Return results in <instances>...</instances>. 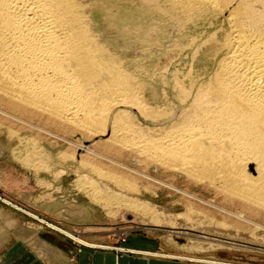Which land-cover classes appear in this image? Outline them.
<instances>
[{
    "label": "bare ground",
    "instance_id": "bare-ground-1",
    "mask_svg": "<svg viewBox=\"0 0 264 264\" xmlns=\"http://www.w3.org/2000/svg\"><path fill=\"white\" fill-rule=\"evenodd\" d=\"M141 1L150 8L154 5L162 15L176 18L174 23L179 22L183 28L186 25H211L213 22L214 28L202 44L210 50L212 69L205 74L191 69L182 79L179 77L174 81L173 90L181 109L179 114L178 111L163 112L159 107H147L149 105L141 97L143 84H133L132 73L131 76L128 72L124 73L120 68L123 64L119 66L110 55L111 50L103 45V41L100 42L98 35L91 29L88 13L90 7L81 0H0L1 106L9 109V114L11 111L20 114L19 116L36 114L47 118L51 125L65 124L73 127L96 137L97 140L92 141V145L105 141L99 145L104 152L100 151L102 155L95 151L97 149H93L94 146H84L78 141L82 151L89 154V157L95 155L101 158H98L100 162H93L87 156V160L76 157L79 166L82 165L83 169L87 168L90 174L101 179L97 181L91 175L79 178L81 183L78 186L93 201L96 200L95 203L98 201L104 207L116 205L117 209L124 208L144 216L149 212H157L149 201L137 199V196L136 199L127 198V194L125 198V192L118 196L117 191L108 188L111 182H115V189L136 192L138 183H135L143 180H137L138 174L144 176V180L147 178L151 182L156 181L151 175L137 170L139 168L129 167L122 161L107 156L120 150L130 151L131 154L142 157L144 162L165 169L170 179L175 181L176 178L185 177L188 182L201 185L205 192L220 197V201L213 197L216 201L239 210L236 213L225 208L229 205H213L215 200L208 199L212 201L209 202L206 200L208 197L205 199L206 196L203 197L201 193L195 194L191 187L183 190L173 180L169 183L161 182L163 187L171 191L170 195L173 192L181 196L184 202L186 200L187 214H207L204 207L214 206L217 214L221 212L235 221L241 220L242 222L238 221L240 223L247 221L249 225L253 222L245 218L244 213L249 216L264 213V0ZM217 21H222L219 26H215ZM196 56L197 54L193 56L194 59H197ZM134 110L144 115V118H150L157 127L137 125L134 121L137 116L134 115L133 118L131 115ZM32 140L31 143L35 145L37 139L36 142ZM63 152L60 154L64 157V162L65 158H75V154L73 156ZM43 154L46 155L45 151ZM127 154L129 153L125 155ZM136 156L133 157L137 158ZM41 158L42 161L45 156ZM37 160L34 163L38 162L40 166V160ZM30 162L27 164H31ZM135 163L134 166L137 164ZM128 164L131 165L130 162ZM146 166V169L141 168L148 172L147 167L150 166ZM119 167L128 169L130 173H126L125 169L120 173L122 170L119 171ZM144 170L142 169L143 172ZM132 172L137 174L136 182L134 177V182L130 181ZM160 179L163 180L161 176ZM109 181L111 182L108 184ZM154 183L149 184L153 186ZM160 184L159 187L162 188ZM170 201L171 199L169 203ZM254 225L258 226L256 223ZM78 241L87 244L80 239ZM156 256L183 259L163 254Z\"/></svg>",
    "mask_w": 264,
    "mask_h": 264
},
{
    "label": "rangeland",
    "instance_id": "rangeland-1",
    "mask_svg": "<svg viewBox=\"0 0 264 264\" xmlns=\"http://www.w3.org/2000/svg\"><path fill=\"white\" fill-rule=\"evenodd\" d=\"M81 1L90 7L88 13L90 22L92 23L91 29L98 35L100 42L103 41V45H106L109 51L111 50L110 55L117 61L119 66L123 64L120 68L123 72L125 71L124 73L127 74L128 72V75L132 73L131 79L133 80V84H138L139 82L143 84L141 97L143 102L149 105L147 107L153 109H158L159 107L160 111L166 110V112L170 110H172L171 112L178 111L177 114H179L181 109L180 106L178 107L179 102L173 90L174 81L179 77L182 79L191 69L196 73L200 72L204 74L212 69L213 62L210 57V50L208 47H205L206 45L202 44L212 32L214 28L213 22L211 25L209 23L197 27L186 25L183 28L179 22L174 23L177 20L176 18L171 19L170 14V17L162 15V13H159L161 11L154 5V7L151 6L150 8L149 5H144L141 0ZM221 22H215V26H219ZM193 40L197 42L195 41L193 44ZM196 54L197 59H194L193 56ZM0 107L2 108L0 109V115L2 114L0 117V245L2 246V251L6 252L7 257H19L23 260L33 258L34 262L38 264H75L77 257L83 250L95 249L114 251L120 255L127 254L141 257L148 256L149 253L155 254L152 257H159L156 255L163 254L183 258L180 259L182 261L200 264H264V228L262 229L264 227V213L256 216L250 215L251 217L249 214L244 213V215L246 214L245 218L253 222L249 223V225L247 221L240 223L242 222L241 220L235 221L233 220L234 218L228 215L226 217L220 211L224 217L220 216V213L218 215L216 213L218 211H216L214 206H209L212 208L211 210L209 209L210 212L208 209L206 210L209 207H204L205 213H211L208 215L204 213L197 214V212L187 214L185 211L187 208L186 200L184 202L181 196L173 194V192L170 195L171 191H168L161 183H169L173 180L168 177V172L165 169L155 164L144 162L142 157L131 154L130 151L122 150L115 154L104 155L122 161V163L129 167L139 168L137 170H141L142 173L149 174V176L151 175L153 179L156 178V181L151 182L147 178L144 180V176L142 177L132 172L130 174L131 178L129 176L131 182H136L137 176V180L143 179L135 183H138L136 192L140 191L139 193H136L135 190L115 189L117 184L111 181L108 184L111 182L109 185L114 189H111L112 187L110 188L109 185L108 188L112 191H117L118 196L125 192L123 194L125 198L128 195L127 198L136 199L135 196H137V199L149 201L157 212H149L144 216L124 208L117 209L115 204H113L115 206L104 207L97 203L98 201L95 203L96 200L93 201V198L78 186L81 183L79 178L82 175H91L90 177L93 179L95 178L97 181L101 180L98 176L90 174L87 168L83 169L82 165L79 166L78 162H76V157H83V159L87 160L86 156L89 160L92 159L93 162L94 160L95 162H100L101 158L92 154L89 157L90 155L82 151V148L79 146L80 142L84 146L92 145V141L97 140L96 137L89 136L65 124L51 125V122L47 118L40 115L29 114L27 116H19L20 114L15 111H11L12 113L9 114L10 110L6 107L4 108L3 105L1 106V103ZM131 115L133 118L137 116V120L134 119V121L139 126H146L145 128L157 127L156 124L150 121V118H144V115H141L136 110L132 111ZM4 117L7 118L4 119ZM19 118L21 119L19 120ZM3 119L6 122L9 120L8 123ZM15 121H20L23 124L16 123ZM24 123L28 125L26 126ZM37 128L39 129L37 130ZM31 138L34 141L37 139L35 145L31 143ZM55 140L57 141L55 142ZM102 141L103 143L105 142L104 140ZM70 144L73 148L69 147ZM96 144V146L95 144L92 145V147L94 146L93 149H97L94 150L102 155L104 152L99 146L100 144ZM37 148L42 151L39 152ZM44 151L46 155L50 153L49 157L46 158V155L43 154ZM60 152H68L67 154L70 155L75 154V158H65V163L62 160L64 157L62 158ZM127 152L129 153L127 154L129 158L125 155ZM43 155L45 158L41 161L40 157L43 158ZM119 155L120 157H117ZM35 158L40 160V166L38 162L34 163L37 160ZM24 159L25 161H22ZM28 160L33 163L30 162L31 164L28 165L27 163L29 162H26ZM128 160L131 165L128 164ZM42 162L45 165H41ZM134 163L136 165L142 164L139 165L140 167H135ZM144 166L149 169L148 172L144 170ZM78 169L80 170L78 171ZM118 169L119 171L122 170L120 173H123L125 170L126 173H130L124 167H119ZM56 172L57 176L58 174H62L55 177ZM85 173L89 175H85ZM134 175L137 176L135 177ZM160 176L163 180L160 179ZM133 177L135 178L134 181ZM179 178L173 181L181 189L186 190V188L191 187V191H194L195 194L198 193L200 195L201 193L203 197L206 196L204 197L205 199L208 197L206 200H221L220 197L205 192L206 190L202 189L201 185L196 186L182 176ZM178 181L179 183H177ZM157 182L161 183L160 186L162 188L159 187ZM147 183L148 185H146ZM149 183L157 185V190L154 189V185L152 186ZM168 193L169 195H167ZM170 199L172 202L170 201L169 203ZM211 200L208 201L212 202ZM180 201L183 203L181 204ZM219 201L212 203L213 205L221 204L223 207L224 205H229L226 203L223 205ZM233 207L229 205L225 208L236 211ZM255 223L258 226L261 225V229L257 225H254ZM65 232L73 235L75 238L68 236ZM77 239L85 243L87 242V244H83ZM133 239L157 243L158 250L148 252L132 249L129 245Z\"/></svg>",
    "mask_w": 264,
    "mask_h": 264
},
{
    "label": "crops",
    "instance_id": "crops-1",
    "mask_svg": "<svg viewBox=\"0 0 264 264\" xmlns=\"http://www.w3.org/2000/svg\"><path fill=\"white\" fill-rule=\"evenodd\" d=\"M132 249L153 252L158 250L157 243L152 241H146L142 239H133L129 245ZM0 264H38L34 262V259L23 260L17 257H7L6 252L2 251L0 245ZM75 264H200L197 262H186L177 258H165L163 256L152 257L148 256H132V255H120L114 251L104 250H83L77 257Z\"/></svg>",
    "mask_w": 264,
    "mask_h": 264
}]
</instances>
